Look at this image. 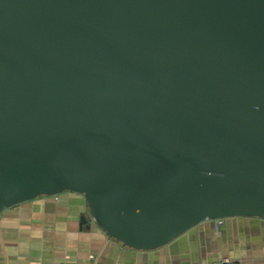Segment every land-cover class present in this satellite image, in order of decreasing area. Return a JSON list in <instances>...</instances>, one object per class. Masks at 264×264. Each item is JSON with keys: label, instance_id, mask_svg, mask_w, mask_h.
<instances>
[{"label": "water", "instance_id": "1", "mask_svg": "<svg viewBox=\"0 0 264 264\" xmlns=\"http://www.w3.org/2000/svg\"><path fill=\"white\" fill-rule=\"evenodd\" d=\"M65 192L135 251L264 220V0H0V215Z\"/></svg>", "mask_w": 264, "mask_h": 264}, {"label": "crops", "instance_id": "2", "mask_svg": "<svg viewBox=\"0 0 264 264\" xmlns=\"http://www.w3.org/2000/svg\"><path fill=\"white\" fill-rule=\"evenodd\" d=\"M222 257L264 264V220L206 221L161 248L135 251L107 237L74 193L40 196L0 215V264H208Z\"/></svg>", "mask_w": 264, "mask_h": 264}, {"label": "built area", "instance_id": "3", "mask_svg": "<svg viewBox=\"0 0 264 264\" xmlns=\"http://www.w3.org/2000/svg\"><path fill=\"white\" fill-rule=\"evenodd\" d=\"M218 226H221L223 223V220L216 221ZM208 264H240L239 261L230 259L228 257H222L221 259L208 263Z\"/></svg>", "mask_w": 264, "mask_h": 264}]
</instances>
